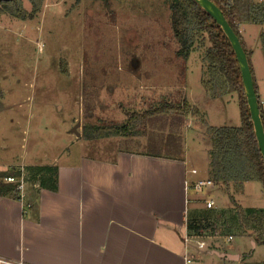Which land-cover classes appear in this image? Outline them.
<instances>
[{
	"label": "rangeland",
	"instance_id": "rangeland-1",
	"mask_svg": "<svg viewBox=\"0 0 264 264\" xmlns=\"http://www.w3.org/2000/svg\"><path fill=\"white\" fill-rule=\"evenodd\" d=\"M252 1L264 5V0ZM23 5L28 11L32 8L29 0ZM243 27L249 34H243ZM241 32L244 42L252 37L254 43L249 26H241ZM177 47L166 0H111L109 5L44 0L32 19L0 14V171L23 168L28 178L30 168L54 163L60 151L70 153L68 159L78 153L108 158L113 145L140 148L125 138L133 136H115L94 139L106 145L97 149L82 134L93 125L124 124L136 113L135 132L136 126L142 129V112L185 98L192 111L173 127L181 135L178 148L183 149L184 142L189 166L198 168L203 179H211L213 138L208 128L241 126L239 95L210 92L203 82L205 47L199 40L182 77ZM250 60L264 99V53L259 43ZM79 121L77 136L72 130ZM166 127L169 130L167 124L154 123L149 131ZM189 199L187 216L191 222H202L198 240L206 244L199 248L196 241L189 243L195 264H264V244L256 241L254 230L251 236L241 225L236 206L245 212L264 209L260 182L244 183L242 189L232 184L229 191L217 183L199 191L191 185ZM208 200L214 201L212 208ZM237 254L240 260L227 258Z\"/></svg>",
	"mask_w": 264,
	"mask_h": 264
},
{
	"label": "crops",
	"instance_id": "crops-1",
	"mask_svg": "<svg viewBox=\"0 0 264 264\" xmlns=\"http://www.w3.org/2000/svg\"><path fill=\"white\" fill-rule=\"evenodd\" d=\"M246 25L255 34L254 43L252 37L244 43L264 103L250 60L264 24L258 29ZM242 31L247 32L245 27ZM142 137H125L142 146L113 145L108 158L78 153L68 159L70 153L60 151L49 164L57 171L55 191L24 179L22 198L0 194V259L22 264H195L189 243L199 244L201 235L190 225L202 222H191L187 210L190 187L203 179L201 171L189 166L184 142L180 155L173 157L155 154L167 149L147 140L140 143ZM89 141L106 148L102 140L100 145ZM0 182L10 183L6 178Z\"/></svg>",
	"mask_w": 264,
	"mask_h": 264
},
{
	"label": "trees",
	"instance_id": "trees-1",
	"mask_svg": "<svg viewBox=\"0 0 264 264\" xmlns=\"http://www.w3.org/2000/svg\"><path fill=\"white\" fill-rule=\"evenodd\" d=\"M32 8L28 11L23 0L0 1V14H10L16 18L26 20L34 18L41 10L44 0H29ZM80 4L82 0H73ZM102 1L109 5L111 0ZM223 12L249 57L250 50L246 48L241 26L249 23L264 24V5H256L252 0H212ZM170 9V26L173 38L177 43L175 57L179 61L178 67L182 77L186 73V62L197 43L201 41L205 47L204 60L206 62L204 83L209 87L213 95L236 91L239 95L241 109V126L209 127L208 132L213 138V147L210 151V164L212 168L211 179L222 184L227 191L234 184L242 189L244 183L258 181L264 188V160L255 135L253 122L246 102L242 75L235 52L217 22L205 12L194 0H166ZM206 42L208 45H206ZM259 45L264 53V30L259 36ZM262 114V104L259 100ZM152 107V106H151ZM192 111L187 99L176 102L166 101L156 107L142 112V129L134 122L138 115L132 114L124 124H105L86 127L82 137L86 140L109 138L115 136H148L147 141L153 147L166 148L167 153L158 152L157 155L173 156L180 152L181 135L174 131L173 127L183 123L184 116ZM199 114L197 110L195 113ZM263 123L264 116L262 115ZM134 121V122H132ZM150 122V123H148ZM154 123L167 124L169 130L161 132L153 129L149 131V125ZM140 133V134H138ZM146 138V137H145ZM172 153V155L170 154ZM23 171L11 169L9 172L0 171V179L14 176L19 179ZM28 178L36 180L41 188L57 190L58 178L56 168L49 165L37 166L27 171ZM0 194L20 199L18 183L0 182ZM234 201V198L231 196ZM238 216L241 225L246 229H253L256 233V241L264 244V209L245 212L239 205ZM196 224V223H195ZM200 225L191 224L195 234L200 235ZM192 230V231H193Z\"/></svg>",
	"mask_w": 264,
	"mask_h": 264
},
{
	"label": "water",
	"instance_id": "water-1",
	"mask_svg": "<svg viewBox=\"0 0 264 264\" xmlns=\"http://www.w3.org/2000/svg\"><path fill=\"white\" fill-rule=\"evenodd\" d=\"M0 1H9V0H0ZM194 1L217 22V24L221 27L224 34L227 36L229 42L232 45V48L235 52V55L239 63L242 80H243L244 92L246 96V102L253 122L255 135L264 160V123L259 105V97L256 92L252 70L245 49L240 41L239 36L235 33V31L231 27L230 23L226 19L222 10L212 0H194ZM79 124L80 121L72 130L73 132H75L77 136H80V133L77 132L76 130V127ZM221 256H225V255H221ZM236 257H237L236 255H228L227 258L236 259Z\"/></svg>",
	"mask_w": 264,
	"mask_h": 264
},
{
	"label": "built area",
	"instance_id": "built-area-1",
	"mask_svg": "<svg viewBox=\"0 0 264 264\" xmlns=\"http://www.w3.org/2000/svg\"><path fill=\"white\" fill-rule=\"evenodd\" d=\"M261 104H262V115L264 116V103L261 102ZM191 172L193 174H196L197 170L193 169V170H191ZM6 181L10 182V183H18V191L20 192V197L22 198L23 197V187H24V174L22 173V175L19 179H17L14 176H8V177H6ZM214 186H215V183L213 180H211V179H200V180L196 181V183L194 184V189L199 191L203 187H214ZM206 205L208 208H212L214 206V201L208 200V201H206ZM231 238H232L231 236L228 237V239H231ZM198 246H199V248H203L205 246V243L201 241V242H199ZM0 262L4 263V264H22V263H12L10 261H5L3 259H0Z\"/></svg>",
	"mask_w": 264,
	"mask_h": 264
}]
</instances>
